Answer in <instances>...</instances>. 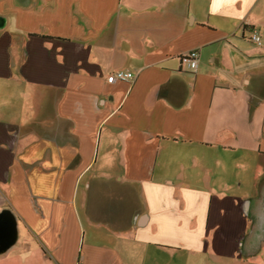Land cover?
<instances>
[{"label": "crops", "instance_id": "1", "mask_svg": "<svg viewBox=\"0 0 264 264\" xmlns=\"http://www.w3.org/2000/svg\"><path fill=\"white\" fill-rule=\"evenodd\" d=\"M3 212L0 264H255L264 0H0Z\"/></svg>", "mask_w": 264, "mask_h": 264}, {"label": "water", "instance_id": "2", "mask_svg": "<svg viewBox=\"0 0 264 264\" xmlns=\"http://www.w3.org/2000/svg\"><path fill=\"white\" fill-rule=\"evenodd\" d=\"M15 223L7 212L0 213V252L5 251L15 240Z\"/></svg>", "mask_w": 264, "mask_h": 264}, {"label": "built area", "instance_id": "3", "mask_svg": "<svg viewBox=\"0 0 264 264\" xmlns=\"http://www.w3.org/2000/svg\"><path fill=\"white\" fill-rule=\"evenodd\" d=\"M252 40L259 44V37L254 33L252 36ZM184 61L187 62V65L190 69H195L197 66V53L195 51H191L186 55ZM133 75L130 72L124 71H116L111 73L107 77V83H113L115 81H128L132 79Z\"/></svg>", "mask_w": 264, "mask_h": 264}, {"label": "rangeland", "instance_id": "4", "mask_svg": "<svg viewBox=\"0 0 264 264\" xmlns=\"http://www.w3.org/2000/svg\"><path fill=\"white\" fill-rule=\"evenodd\" d=\"M207 264H214V263L208 262ZM227 264H237V263L235 261H233V260H229V262ZM255 264H264V254L263 253H261L259 255V258H258L257 261H255Z\"/></svg>", "mask_w": 264, "mask_h": 264}]
</instances>
